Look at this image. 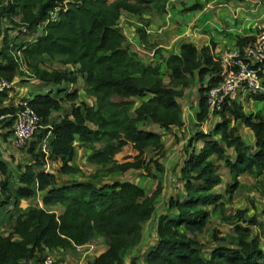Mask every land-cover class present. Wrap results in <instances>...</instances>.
Listing matches in <instances>:
<instances>
[{
	"label": "trees",
	"instance_id": "1",
	"mask_svg": "<svg viewBox=\"0 0 264 264\" xmlns=\"http://www.w3.org/2000/svg\"><path fill=\"white\" fill-rule=\"evenodd\" d=\"M168 1L0 0V79L33 78L39 87L49 88L28 98L40 122L27 145L19 149L30 161H17V183L0 149V264H43L44 252L59 248L81 255L76 247L99 237L105 239L106 248L88 258L87 264H126L143 243L145 223L155 216L164 190L157 174L166 171L160 161L166 153L162 130L185 125L179 98L185 96L196 73L201 81L211 76L198 91L197 120L202 125L209 116L205 92L219 82L220 64L209 46L198 49L185 42L180 54L161 55L148 63L128 44L122 15L160 14ZM56 9L58 15L53 17ZM6 21L11 26L5 27ZM14 28L16 38L9 33ZM137 33L146 49L160 53L148 32L138 28ZM255 39L239 36L236 46ZM50 63L58 66L49 67ZM164 64L168 79L161 71ZM81 79L91 103L78 101V88L62 87ZM13 88L0 90V117L19 110L17 103L7 102ZM145 96L151 98L137 105L136 99ZM255 98L263 100L264 92ZM65 102L70 103L67 111ZM233 121H242L253 131L254 144L246 143L231 126ZM14 122L15 117L0 118L7 136L13 135ZM48 135L49 157L56 162L50 171L45 169L41 149ZM79 146L90 150L87 160L96 167L90 180L68 177L82 172L72 164ZM183 153L178 186L183 192L173 193L168 210L157 217L155 243L144 259L132 257L130 264H264V222L248 217L245 209L227 213L223 198L232 199L243 186V175L255 170L264 174V116L245 114L241 105L232 102L211 130H197L189 138ZM221 162L232 179L223 193L215 190L224 182ZM129 170H145L158 179L157 187L148 192L130 180H98L100 175L109 178ZM256 186L264 195V178ZM38 196L43 207L33 204L21 211L24 200ZM11 208L21 212L2 218L1 213ZM213 214L232 224V242L207 248L201 235ZM6 227L9 230L4 232ZM254 227L259 228L258 234ZM57 261L62 264L63 259Z\"/></svg>",
	"mask_w": 264,
	"mask_h": 264
},
{
	"label": "crops",
	"instance_id": "2",
	"mask_svg": "<svg viewBox=\"0 0 264 264\" xmlns=\"http://www.w3.org/2000/svg\"><path fill=\"white\" fill-rule=\"evenodd\" d=\"M194 4H198V6L196 8L190 9V7ZM121 25H122L125 35L128 38V44L133 46L134 49L138 50L141 53L142 57H149L148 60L146 61L148 63H155L160 58L161 55L163 57H168L171 54H180L181 45L185 42L195 44L198 49L209 46L212 49L214 57L217 58L218 55L223 53L225 50L236 47L237 37L239 36L246 37V36L254 35L257 38V36L261 33V30L264 28V0H198V1L192 0V2H188L187 0H169L166 4V11L160 14L147 12L141 15H135V14L125 12L121 18ZM138 28L145 30L151 35L152 41L155 42L157 44V47L160 49L159 54H157L155 50H148L143 46L139 38V35L137 33ZM161 71H164L166 74V78H168L167 76L168 72H167V68L165 67V64L162 66ZM205 77L207 79L204 80L203 82L199 79V73H196L195 80L190 86V87L195 86V88L197 87L196 90L198 94V103H197L198 106L195 105L196 106L195 114H196L197 122H198L197 113L199 111V102L201 99V95H199L200 93L198 91H199L200 86L202 84L205 85L208 82V79L211 78L210 74H207ZM23 81H26V80H23ZM23 81L22 79L18 78L15 81V84L17 82L23 83ZM28 81H33L37 89L42 88V87H39V82H37L33 78H29ZM80 86L83 87L84 89L83 79L79 80L77 84L69 85L65 83L64 85H62V87H70V90L74 88H78L79 89L78 101L90 102V100L92 99L86 95L85 91L82 90ZM35 90L36 89H32L33 93L35 94L40 93V92H37L38 90L37 91ZM82 91H84L87 98H89L88 100L82 99V95H81ZM186 93L187 92H185V96H186ZM35 94L29 93L28 95H24V96L21 95L19 98H17L15 94L12 93V98L8 100L7 102L8 103H12V102L18 103L21 99L33 97ZM150 98L151 96H145L143 98L138 97L136 99L137 105H139L142 101H146ZM183 98H179V102L181 106H182V102L180 100L181 99L183 100ZM254 98H255V95H252L246 98L244 97L239 98L238 101H236V103L241 105L243 109L244 105L247 102H249V100L252 101V99ZM252 113H248V114H252ZM254 114H258V113H254ZM259 114L264 116V114L262 113H259ZM219 119H220V115L211 116L209 114L208 119L202 124V126L205 124V126L210 127V130H211V127H213L214 124ZM183 120L185 121V125H186V117L184 115V109H183ZM239 123L244 125L242 121H237L235 123H232L231 126L236 127L238 130ZM148 127L155 128L152 125ZM246 128H248L249 137L251 138L252 134L254 136L253 131L247 126ZM7 130L6 131H4V129L0 130V149L3 152V157L10 164V168L14 176V181L15 183H17L19 180L18 179L19 172L18 171L15 172L12 169V165L15 164L17 166V161H20L22 163H27L28 161H30L29 159L30 157L21 156L20 150L16 148L15 145L13 144V141H12L13 137L11 136L12 134L9 136L5 134ZM198 130H202V129H198ZM196 131L197 130L193 132L192 136L194 135ZM205 132H208V131H205ZM254 142H255V136H254ZM254 142L252 144H254ZM252 144H249V145H252ZM197 145H199V143ZM89 153H90V150H85L81 146L77 147L76 155L72 161V164L76 167L77 166L81 167L83 171L82 165L78 163L77 160H78V157L80 158L81 156L85 157L87 160ZM180 168H181V165L177 167L178 172L180 171ZM166 171H167V168H166ZM255 171H258V170H255ZM82 173L83 172L79 173V175L72 174L71 176H68V177L78 180L81 178L80 177L77 178V177L80 176V174ZM117 174H113V175H117ZM98 180L100 179L98 178ZM225 184L227 183L225 182ZM180 190H181L180 193H182L183 190L182 189ZM33 204L39 207H43L41 198L38 196L36 198H33L32 200H24L21 204V208H22L21 211H25L28 207H30ZM21 211L20 210L16 211L15 209L11 208L9 209V212L6 213L5 211V213L4 212L1 213L2 214L1 216L2 218H4L6 215L8 216L10 213L15 212V214H18ZM103 239H104L103 237H99L93 242L95 245L94 246L95 249H97L96 251L97 254H99L101 251H103L106 248V241L104 242ZM155 239H156V233H155V237L151 238V233L145 232V239L143 243L130 254V256L127 258L126 264H130V259L132 257H139L141 259L143 257L144 259V256L147 250L149 249V247L155 243ZM65 251H66L65 249L59 248L54 251L46 250L44 254L48 252L54 255V257L57 260H59L58 257L60 258L64 257V254L66 253ZM62 264H64V259H63Z\"/></svg>",
	"mask_w": 264,
	"mask_h": 264
},
{
	"label": "rangeland",
	"instance_id": "3",
	"mask_svg": "<svg viewBox=\"0 0 264 264\" xmlns=\"http://www.w3.org/2000/svg\"><path fill=\"white\" fill-rule=\"evenodd\" d=\"M188 2H192V0H187ZM198 1V0H197ZM20 18H16L17 21H19ZM126 24V23H125ZM5 27L11 26L8 21L4 23ZM122 27V25H121ZM10 35H12V38H16V35L18 34L17 29H9ZM21 36V35H20ZM21 41V37L17 38V42ZM149 57H143L145 61L148 60ZM151 61V60H149ZM48 66L56 67L58 64L50 63ZM163 77L166 78V74L164 71H162ZM26 81H23V83L17 82L12 90V93L15 94L17 98H19L21 95H28L29 93H33L32 89H36L35 91L45 93L49 88H36L35 83L33 81H28L27 78H25ZM207 78L205 77L204 80ZM203 80V82H204ZM28 81V82H27ZM25 82V83H24ZM27 82V83H26ZM198 82V81H197ZM206 82V81H205ZM83 86V84H82ZM80 88L83 89V87L80 86ZM197 87H190L188 90H186V96L181 99L182 107L184 109V115L186 117V125L183 127H174L169 131H163V139L166 146V153L165 156L160 159L162 163L165 164L167 171L163 175L160 173L158 174L159 178L162 180L163 183V194L161 198L158 199L157 203V211L155 216L145 223V232L151 233V238L155 237V227L157 224V217L159 214H161L164 211H167V202L169 198L175 194L176 192H181L180 186L181 181L179 180V172L177 167L182 164V159L184 156V147H186L188 140L190 136H192L193 132L198 129H202L204 131H209L210 127L205 126V124L202 126L196 121V114H195V107L198 106V94H197ZM82 99L88 100L87 96L85 95L84 91L81 92ZM200 95V94H199ZM249 100L244 107L243 111L245 114L248 113H262L264 114V99L260 100L257 98L252 99V101ZM92 102V100H90ZM196 105V106H195ZM63 109L65 111L70 109V103L65 102ZM63 112V111H62ZM261 115V114H260ZM215 122V121H214ZM213 122V124H214ZM237 121H233L232 123H235ZM237 125V124H236ZM0 130L4 129L6 131L7 129L5 127H2V124H0ZM238 131L239 133L244 137V140L248 144H252L254 142V136L252 134V137H249L248 128L246 126L239 123ZM12 136V135H11ZM22 154V153H21ZM149 155L154 156V151H149ZM78 163H80L83 167V173L80 174L77 178L81 179H92V175L96 170V167L94 165H91L87 162L86 158L81 156L78 157L77 160ZM220 173L224 178V183H221L219 186L215 188L216 191L224 192L225 186L232 181L231 176L229 174L228 167L221 162L220 163ZM153 173L155 172L154 167L152 166ZM12 169L15 172H19L17 166L15 164L12 165ZM18 175V174H17ZM74 176V175H73ZM107 179V180H130L133 182H137L142 185L148 192H152L158 185V179L156 177H153L151 175H147L145 170H130L128 172H125L123 174H117L112 175L109 178H106L105 176L99 177V179ZM264 178V174H260L258 171H254V174H246L243 175L240 180L243 183L242 187H239L236 191H234L232 195V199L229 200L227 196H224L225 206H226V212L235 214L238 209H245L246 215L248 217L256 216L257 219L260 222H264V195L261 193L260 189L256 186V182L258 179ZM225 182L227 184H225ZM178 189V191H176ZM9 230L8 227L4 229V232H7ZM259 228L254 227V233H259ZM214 235H217V237L221 240H217L214 238ZM231 235H233V227L231 223L224 222L221 220L220 214H213L211 217V222L208 224L207 230L205 233H203L202 240L204 241L207 248L214 247L218 244H230L232 242ZM105 242V239H103ZM261 244L264 245V238L261 240ZM97 249H95L90 253V255H87L85 257L77 256L74 253H70L68 251H65L63 258L58 257V259H64V264H87V259L93 257L96 255Z\"/></svg>",
	"mask_w": 264,
	"mask_h": 264
},
{
	"label": "built area",
	"instance_id": "4",
	"mask_svg": "<svg viewBox=\"0 0 264 264\" xmlns=\"http://www.w3.org/2000/svg\"><path fill=\"white\" fill-rule=\"evenodd\" d=\"M53 17H57L58 10L52 12ZM220 64L218 73L219 82L207 89L205 101L208 113L220 115L225 111V107L239 98H246L264 92V31L257 38L244 47H234L225 50L216 58ZM15 86V81L0 79V90H11ZM17 106L16 113L2 115L1 119L15 117L13 126L12 141L16 148L21 149L27 145L39 126L40 117L27 99H21ZM48 135L43 139L41 149L45 153L47 171L56 166V162L49 157ZM94 243L77 246L76 250L82 257L90 255L94 250ZM43 264H57V259L50 253H45Z\"/></svg>",
	"mask_w": 264,
	"mask_h": 264
},
{
	"label": "water",
	"instance_id": "5",
	"mask_svg": "<svg viewBox=\"0 0 264 264\" xmlns=\"http://www.w3.org/2000/svg\"><path fill=\"white\" fill-rule=\"evenodd\" d=\"M109 1H111V0H109Z\"/></svg>",
	"mask_w": 264,
	"mask_h": 264
}]
</instances>
